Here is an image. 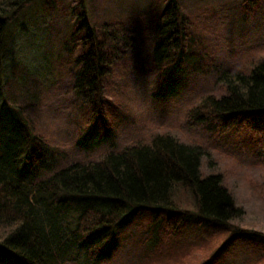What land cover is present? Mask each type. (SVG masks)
Returning <instances> with one entry per match:
<instances>
[{"label":"trees","instance_id":"1","mask_svg":"<svg viewBox=\"0 0 264 264\" xmlns=\"http://www.w3.org/2000/svg\"><path fill=\"white\" fill-rule=\"evenodd\" d=\"M35 1L0 0V73L8 27ZM165 1L156 15V52L171 69L188 52L197 20L181 12L178 0ZM244 2L245 15L254 16V0ZM76 10L87 36L73 61V90L93 120L109 122L121 110L110 100L113 72L134 33L116 19L92 28L81 3L71 13ZM231 73H224L216 95L187 112L189 128L211 126L217 135L242 140L257 156L255 167L264 168V53L244 59ZM2 111L0 127L8 116ZM16 113L12 135L0 140V262H61L58 246L71 243L94 259L118 245L116 232L129 227V243L141 252L131 264H264V231L248 226L228 176L206 172L201 145L154 134L41 179L45 143ZM30 145L34 150L26 156ZM23 162L29 171L21 173ZM63 219L69 231L55 233Z\"/></svg>","mask_w":264,"mask_h":264},{"label":"rangeland","instance_id":"2","mask_svg":"<svg viewBox=\"0 0 264 264\" xmlns=\"http://www.w3.org/2000/svg\"><path fill=\"white\" fill-rule=\"evenodd\" d=\"M244 1L178 0L181 12L197 21L184 60L169 69L156 52V15L166 8L165 0H36L9 25L4 40L0 107L8 116L2 118L6 125L0 127V140L12 135L18 112L45 143L41 179L72 163L147 142L154 134L194 141L206 150V172L228 176L247 212L248 226L264 231V168L255 167L257 156L242 140L217 135L211 126L191 129L186 119L193 105L216 95L224 73H235L244 59L264 53V0H254L257 10L248 17ZM79 3L92 28L116 19L134 33L127 57L113 72L109 96L121 110L113 109L115 120L109 122L93 120L73 90V61L87 36L86 27L78 23L81 12L71 13ZM33 150L30 145L24 154L30 156ZM18 170L29 171V165L23 162ZM65 219L57 222L55 233L69 231ZM116 233L118 245L108 254L91 259L85 248L71 243L58 246L61 262L53 259L50 264L136 262L141 252L129 243L130 228ZM101 237L93 242L100 244Z\"/></svg>","mask_w":264,"mask_h":264}]
</instances>
